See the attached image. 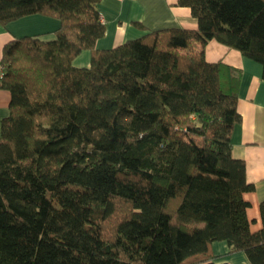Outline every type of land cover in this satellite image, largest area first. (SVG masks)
Listing matches in <instances>:
<instances>
[{"label": "trees", "instance_id": "16d2710c", "mask_svg": "<svg viewBox=\"0 0 264 264\" xmlns=\"http://www.w3.org/2000/svg\"><path fill=\"white\" fill-rule=\"evenodd\" d=\"M100 0H0V22L57 17L55 37L3 47L11 92L0 135V264H229L226 240L264 264L245 161L231 134L241 71L205 57L217 39L263 65L264 0H178L198 28L98 49ZM92 52L89 66L74 59Z\"/></svg>", "mask_w": 264, "mask_h": 264}, {"label": "crops", "instance_id": "0c3cea01", "mask_svg": "<svg viewBox=\"0 0 264 264\" xmlns=\"http://www.w3.org/2000/svg\"><path fill=\"white\" fill-rule=\"evenodd\" d=\"M98 7L106 25L105 34L96 42L98 49L116 47L153 29L198 28V20L192 15L191 8L180 5L178 0H100ZM59 25V18L41 13L28 14L6 24L0 22V61L3 47L9 41L24 35H40L51 39L55 37ZM204 51L208 61H221L241 71L237 101L241 121L233 128L231 144L234 157L245 161L247 181L254 185L243 196L250 202L247 213L251 229L256 231L262 227L260 204L264 200L263 65L215 38L207 42ZM91 58V50L86 49L77 55L73 63L77 66H89ZM10 102L11 92L0 87V135L2 120L10 113ZM213 250L215 262H249L244 251H231L226 240L214 241Z\"/></svg>", "mask_w": 264, "mask_h": 264}, {"label": "built area", "instance_id": "2783aa9c", "mask_svg": "<svg viewBox=\"0 0 264 264\" xmlns=\"http://www.w3.org/2000/svg\"><path fill=\"white\" fill-rule=\"evenodd\" d=\"M3 70H4V66L1 65V66H0V73H1Z\"/></svg>", "mask_w": 264, "mask_h": 264}]
</instances>
